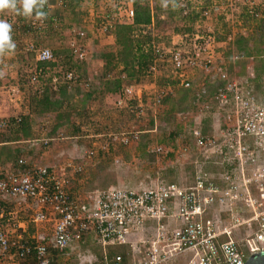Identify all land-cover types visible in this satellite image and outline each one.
Wrapping results in <instances>:
<instances>
[{
	"label": "built area",
	"instance_id": "2783aa9c",
	"mask_svg": "<svg viewBox=\"0 0 264 264\" xmlns=\"http://www.w3.org/2000/svg\"><path fill=\"white\" fill-rule=\"evenodd\" d=\"M69 1L46 0L44 18L33 15L20 24L27 34L48 18L58 27L59 16L49 14L48 9H63ZM224 1L212 0L209 5L201 6L197 21H206L212 14L221 12L226 15L227 7L235 9L240 0ZM247 2L252 15H261L257 6L264 12V0L244 3ZM119 3L117 11L104 12L89 28H70L67 50L72 62L88 60L85 42L89 37L113 33L122 6H126L125 17L132 20V0H119ZM190 4L191 0H178L183 17H189L195 9ZM4 20L11 28L17 24L13 18ZM153 25L152 17L145 29ZM232 39V34H228L224 40H216L210 27L205 31L192 28L179 42L171 41L167 45L152 38L143 45L148 55L145 63L133 61V69L143 76L163 73L169 68L165 74L167 80L158 87L151 101L145 100L144 88L130 78L122 64L108 69L104 75L118 84L115 106L130 111L136 118L143 116L147 107L155 119L176 87L191 90V108L176 113L177 122L188 137L182 143L184 150L191 144L205 158L215 155L222 165L220 171L199 168L185 182L160 180L147 187L109 185L88 189L75 188L72 183L75 175L82 172L80 165L51 167L19 157L15 167L0 172V264H53L55 256L57 262L69 250L80 251L86 246L98 249L101 264H242L247 253L264 250V165L258 164L260 155L264 154V104L257 105L248 88L255 74L252 55L237 52L232 55L234 61L243 59L247 63L248 75L242 81L230 76L225 62L213 54L214 45ZM17 49L32 54L35 59L27 82L39 85V94L45 89L56 93L64 86L67 90L75 85L88 88L89 80L82 81L76 68L65 67L63 56H55L49 46L31 36L19 41ZM194 70L205 72L207 82L194 84L191 75ZM9 92L13 97L20 88L14 85ZM208 119L215 122L207 130L204 126ZM19 121V117H0V131ZM144 131L132 125L119 131L87 133L85 136L91 138V144L85 156L104 157L116 146L138 142ZM163 149L162 145H156L153 152L160 154ZM24 201L36 206L30 222L36 227L51 222V232L28 233V227L11 221L6 204L20 205ZM237 206L249 210V216L237 214ZM253 221L258 225L257 230H250L244 240H237L234 232L243 225L251 227ZM110 246L125 248V253L109 256ZM92 256L82 255L81 262L95 264Z\"/></svg>",
	"mask_w": 264,
	"mask_h": 264
},
{
	"label": "rangeland",
	"instance_id": "374dc122",
	"mask_svg": "<svg viewBox=\"0 0 264 264\" xmlns=\"http://www.w3.org/2000/svg\"><path fill=\"white\" fill-rule=\"evenodd\" d=\"M70 1L67 5L68 9ZM211 1L191 0L190 6L192 5L195 9L189 17L181 15L177 5L178 0H139L138 3L141 5L148 3L154 15L153 28L148 30L152 32L156 42L164 45L171 44L172 40L179 42L185 32L195 27L203 31L210 27L214 31L215 39L221 41L228 34H232L231 41L227 40L228 42H221L212 47L213 54L217 56L215 57L217 60L225 62L230 76L242 81L248 75L247 63L243 59L234 61L232 55L237 52L253 56L252 65L255 74L254 78L250 80L248 88L251 89L256 104L263 106L264 24L261 23V18H264V12H261L257 6L261 15L256 17L249 12L248 2L244 3L247 0H240L235 9L230 10L227 7L226 15L221 12L212 14L206 21H197L201 6L209 5ZM220 1L225 2L224 0ZM87 2L91 4V0H87ZM134 2L135 0H132L133 7ZM120 5L119 0H94L92 3L93 9L100 10L102 8L103 14L104 12L117 11ZM222 5L225 4L222 3ZM79 6L81 5L78 2L73 4L74 8H78L74 11L75 15L72 20L75 23L81 22L85 14L80 11ZM125 7V5L121 7L119 19L121 22L128 23L130 19L125 17ZM100 15H102L101 12L96 19H101ZM74 24L67 26L60 20L58 27H55L51 19L48 18L42 26L33 28L30 33L39 32L37 35L39 42H37L49 46L55 56H63L65 67H75L82 81L89 80L88 88L75 85L68 90V94L63 97L62 104L57 110L42 111V98H40L42 94L49 95L51 102L58 96L56 93L50 92L49 89H45L44 93L39 94L37 90L40 86H32L26 80V70L29 69V64L27 66L23 64L20 67L16 84L20 88V92L13 95L17 99L16 109L7 111L9 117H19L20 121L11 129L0 131V141H13L10 144L0 145V158H2L0 159V171L12 168L19 157H23L28 162L44 165L38 163L39 153L55 137L57 144L56 165L71 163V165L82 167V172L75 175L72 180L75 188L94 189L105 188L109 185L147 187L160 180L188 181L193 172L199 168L211 172L222 169L220 160L215 155L209 154L208 158H205L191 144L184 150L182 143L188 137L177 122L176 113L191 108L193 102L191 90L176 87L174 94L164 101L161 111L155 119L147 107H144L143 116L139 118H136L128 110L117 108L114 104L117 86L115 87V82L104 77L105 72L117 67V63L121 60L115 36L113 35L115 42L113 44H109L108 40L101 41L102 36L92 40L89 37L85 42L88 60L74 63L67 60V48L63 43L68 37L67 33L71 36L70 28L75 26ZM148 30L134 28L131 32L135 53L133 57L129 55L127 59L132 61V64L136 59L145 63L143 61L148 55H145L143 45L148 42ZM19 54L22 58L23 54L25 55L23 52ZM128 71L130 78L144 88L145 100L151 101L158 87L167 80L165 74L169 72V68H166L163 73L159 72L152 76H143L144 74L137 73L134 69L131 71V68H128ZM191 75L194 84L202 83L201 81L207 82L204 78L205 72L201 70H194ZM208 84L211 85L210 82ZM213 121L215 122V120L208 119L204 128L208 130ZM132 125L146 130L141 134L138 142L129 146H116L105 157L98 154L94 158L85 156L87 142L91 139L84 136L85 134L101 130L119 131L129 129ZM154 126H157L156 130L150 131ZM181 133L183 134L179 135ZM156 145L163 146V153L153 152ZM258 164L264 165V154L260 155ZM235 211L245 217L250 214L249 210L241 206H237ZM223 217H225L224 214ZM257 228L256 221H253L251 227L243 225L237 229L234 232V237L237 240H244L250 230L254 231ZM84 254L93 255L95 264H101L98 249L91 246L82 247L80 251L73 248L58 257L57 262L55 256L53 264H83L81 260ZM249 255L247 253V257Z\"/></svg>",
	"mask_w": 264,
	"mask_h": 264
},
{
	"label": "crops",
	"instance_id": "0c3cea01",
	"mask_svg": "<svg viewBox=\"0 0 264 264\" xmlns=\"http://www.w3.org/2000/svg\"><path fill=\"white\" fill-rule=\"evenodd\" d=\"M50 2H53V0H49ZM96 1V0H95ZM78 4L80 3L81 6L80 7V11H82V13H85L83 16V20L81 22H74L73 17L75 15L74 11L76 9H78L77 7L74 8L73 4ZM94 2V0H91V4H89V2L86 1H79V0H71L70 1V5H69V9L68 6L66 8L63 9H55V8H49L48 12L49 14H56L59 16L60 20L62 21V24H74L75 27L77 26L79 27H84V28H89L92 23H94L96 21V18L99 16V13L101 12V14H103V10L102 8H100V10H94L92 3ZM103 2V1H102ZM19 6V5H18ZM152 17L153 12L151 11ZM194 15H196V13H193ZM35 15V11L33 12L32 16ZM86 15V16H85ZM13 18L17 24H15V26H13L11 28V39L12 42L15 44V48L13 50H11L10 52H7L5 54H0V117H9V114H7V111H13V109H16L15 105H16V97H12L10 95V88L14 85L17 84V79L19 76V71H20V67H22V65L24 64V66L29 64V69L26 70V80H27V76H28V72L34 67V65L36 64L35 59L33 57L32 54H23V58L21 57V52L18 51L17 49V44L19 41L23 40L26 36H31L32 38H34V40L38 41L39 37L37 36L39 34V32H34V33H26L25 31V27L22 26L20 24V22L23 19H26L28 17H25L23 15H18L14 12L9 11L8 9L3 10L2 12H0V18L1 19H5V18ZM67 33V32H66ZM68 37L65 38L64 40V47L67 48V43L69 41V38L71 36H69V34H66ZM36 36V37H35ZM103 37L101 39V41H106L108 40L109 44H113L114 42V37H113V33L112 34H100V33H96L95 36L89 38V39H96L98 37ZM175 39V37H174ZM173 41V40H172ZM175 41V40H174ZM39 42V41H38ZM176 42V41H175ZM120 62L117 63V67H121ZM123 65V64H122ZM202 82V81H201ZM6 113V114H5ZM11 129V127L9 128ZM56 132V130H55ZM85 136V135H84ZM28 140H36V139H28ZM23 141H27V140H23ZM13 141H0V145L2 144H10ZM88 146H90L91 144V139L89 140V142H87ZM56 137L52 138V142L44 147L42 149V152H40V156L38 157V163L47 165V166H56ZM2 159V158H0ZM17 161V160H16ZM16 166V162L14 163V166ZM12 167V168H13ZM9 169V168H8ZM4 170H7L6 168ZM3 171V170H2ZM1 172V171H0ZM7 206V211H10V219L13 223L15 224H20V225H25L26 227H28L27 231L28 233H32V232H36V230L40 231V230H46L48 232L52 231V223L51 222H43L40 223L37 227L34 226V224H32L30 222L31 217H32V212L36 209L35 204L33 203H29V202H22L20 205H16L15 203H10V204H6Z\"/></svg>",
	"mask_w": 264,
	"mask_h": 264
},
{
	"label": "trees",
	"instance_id": "16d2710c",
	"mask_svg": "<svg viewBox=\"0 0 264 264\" xmlns=\"http://www.w3.org/2000/svg\"><path fill=\"white\" fill-rule=\"evenodd\" d=\"M139 0H135L134 2V15L132 17V20L128 23L126 22H121L119 21L118 23L115 24V28L113 31V35L115 36V41L119 45V51L118 54L120 56V63L123 64L125 67L126 71L129 73L128 68H131V71H133V64L132 61L127 59V57L130 55L133 57L134 51H133V44L134 40L131 38V32L134 30V28H141L142 30L145 29V25L151 23L152 21V14H151V9L148 5V3H145L143 5L138 3ZM195 16V15H194ZM262 21L261 23L264 24V18H261ZM153 38V34L150 30H148V42L146 44H149L151 39ZM145 44V45H146ZM147 55V54H145ZM59 56V55H58ZM67 60L70 61L69 58V51L67 50ZM52 65L54 63H51ZM72 67V66H70ZM75 68V67H73ZM131 73V72H130ZM130 76V75H129ZM115 82V87H118V84L116 81ZM68 94L67 88L64 86L62 87L59 92H56V95L58 96L57 99H54V101H50L51 98L47 94H42L40 98L41 103H42V111H48V110H57L58 107L62 104L63 97H65ZM108 155V154H107ZM105 155V156H107ZM104 156V157H105ZM108 253L109 256L115 254V253H125V248H122L120 246H110L108 248ZM99 257H101V254L99 252Z\"/></svg>",
	"mask_w": 264,
	"mask_h": 264
},
{
	"label": "clouds",
	"instance_id": "9594fccd",
	"mask_svg": "<svg viewBox=\"0 0 264 264\" xmlns=\"http://www.w3.org/2000/svg\"><path fill=\"white\" fill-rule=\"evenodd\" d=\"M45 3L46 0H0V12L8 9L18 15L31 17L35 11V16L42 19L46 16V13L43 11ZM10 33V23L0 19V54H5L15 48Z\"/></svg>",
	"mask_w": 264,
	"mask_h": 264
},
{
	"label": "water",
	"instance_id": "95a60500",
	"mask_svg": "<svg viewBox=\"0 0 264 264\" xmlns=\"http://www.w3.org/2000/svg\"><path fill=\"white\" fill-rule=\"evenodd\" d=\"M242 264H264V250L251 253Z\"/></svg>",
	"mask_w": 264,
	"mask_h": 264
}]
</instances>
